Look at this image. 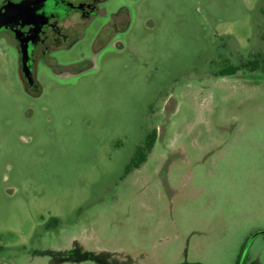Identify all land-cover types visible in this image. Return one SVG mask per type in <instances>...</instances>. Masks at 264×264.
Returning a JSON list of instances; mask_svg holds the SVG:
<instances>
[{"label": "rangeland", "instance_id": "1", "mask_svg": "<svg viewBox=\"0 0 264 264\" xmlns=\"http://www.w3.org/2000/svg\"><path fill=\"white\" fill-rule=\"evenodd\" d=\"M90 2L0 27V264H264V0Z\"/></svg>", "mask_w": 264, "mask_h": 264}, {"label": "flooded vegetation", "instance_id": "2", "mask_svg": "<svg viewBox=\"0 0 264 264\" xmlns=\"http://www.w3.org/2000/svg\"><path fill=\"white\" fill-rule=\"evenodd\" d=\"M29 17L17 19V37L21 44H26L33 63V48L36 42H47L50 38L57 40L64 28L59 24L73 14L87 17L92 9L90 0H36L31 4ZM68 30V29H66ZM32 65V64H31Z\"/></svg>", "mask_w": 264, "mask_h": 264}, {"label": "trees", "instance_id": "3", "mask_svg": "<svg viewBox=\"0 0 264 264\" xmlns=\"http://www.w3.org/2000/svg\"><path fill=\"white\" fill-rule=\"evenodd\" d=\"M240 71L248 73H264V44L260 51L255 52L248 59H244L238 64H233L229 59L226 58L224 67L219 70L217 75H234ZM157 137V130L152 129L147 133L145 139L137 144L129 163L126 165L124 177L128 176L133 171L138 170L144 165L155 147Z\"/></svg>", "mask_w": 264, "mask_h": 264}, {"label": "water", "instance_id": "4", "mask_svg": "<svg viewBox=\"0 0 264 264\" xmlns=\"http://www.w3.org/2000/svg\"><path fill=\"white\" fill-rule=\"evenodd\" d=\"M36 2L31 1L27 2L25 4H10L6 6L4 9L0 10V27L3 26L5 23L12 21L16 17H26V15H29V12L32 10L31 4ZM22 50H23V56L25 59V62L28 59V51L26 44H22Z\"/></svg>", "mask_w": 264, "mask_h": 264}]
</instances>
